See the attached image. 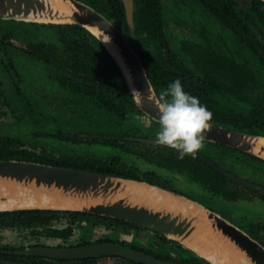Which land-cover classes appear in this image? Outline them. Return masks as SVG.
I'll return each mask as SVG.
<instances>
[{
	"label": "trees",
	"instance_id": "obj_1",
	"mask_svg": "<svg viewBox=\"0 0 264 264\" xmlns=\"http://www.w3.org/2000/svg\"><path fill=\"white\" fill-rule=\"evenodd\" d=\"M90 3L99 11L104 13L111 19L117 27H119L127 38L131 41V33L125 13V7L122 0H83ZM194 5L203 8L220 16L227 22L231 29L237 33H243L245 27H249L251 34H254L252 29L253 24L262 22L258 17L255 20V14L259 10L258 1L250 0L251 4L246 8H242L237 0H190ZM263 1V0H262ZM261 1V2H262ZM134 17H135V33L139 41V46L136 49L144 62L148 76L156 90L157 95L162 89L174 82L177 78L181 80L184 90L190 95L199 98L200 102L207 106L213 113L212 122L231 126L234 128L243 129L246 131L264 134V100L261 99L260 91L257 88L262 86L259 79L250 72L246 79L238 77L236 80L228 83L216 82L215 78L208 76V73H203L201 70L189 67L181 60L175 51L166 50L162 43V39L156 41L157 32L161 28V0H134ZM240 12H245L246 15H240ZM16 21L17 19H10ZM2 18L0 17V22ZM26 24V21H17ZM37 24L32 22V24ZM57 28L59 40L63 44L65 52L72 53V64L67 65L66 69L60 67L59 59L51 56L54 64L58 67H52L51 75L61 87L65 88L70 94L78 97H83L89 103L105 109L106 113L103 116L108 118L110 122H114L118 130L113 134H119V137L112 136L111 138H85L80 136L79 132L70 134H61L62 139H70L75 142L86 140L87 142L109 143L116 148L120 154L111 155L106 159H95L77 156H55L51 153L39 155L34 151L26 148H18V145H25L21 140L4 137L0 138V158H16L24 160H36L44 163L59 164L62 166L96 170L104 173L121 175L137 179H145L151 183L159 184L165 188L183 193L174 189L172 185L166 182V170L174 172L186 173L192 180L199 181L203 178L209 182V189H214L218 193L216 187H226L228 181L225 177L219 175L198 158H193L190 155H185L180 158L179 153L169 147L159 146L153 148L145 143L126 140L123 137L133 133L132 125H124L122 120L126 113L132 110L140 111L138 106L131 98V94L123 80V77L116 65L114 59L110 56L107 50L100 44L98 39L93 36L85 27L77 23H52L49 24ZM161 31V30H160ZM252 40L255 41V35ZM150 40L159 43L160 47L153 49L148 48ZM158 40V39H157ZM258 45H261L258 43ZM158 46V45H156ZM30 53L38 56V42L32 44ZM42 48L44 45L41 46ZM254 47V46H253ZM258 54V59L264 58L258 53L256 48L253 49ZM169 52V56L167 54ZM208 48H203L204 55L212 54ZM232 69L235 76L243 73L238 66L234 64ZM248 78V80H247ZM239 93L242 98L249 103L246 105H237L234 101L223 100L221 93L226 91ZM200 93V94H199ZM102 117V116H101ZM100 117L94 118L99 120ZM93 121V120H92ZM157 124L156 120H153ZM158 125V124H157ZM134 128H137L134 126ZM106 136L108 131L102 133ZM210 146L216 147L222 153L228 154L236 151L245 155L252 156L254 159H262L251 153L230 147L228 145L204 140ZM43 150H47V145ZM135 155L143 160L152 163L155 167L142 170L136 164H127L122 157ZM187 156V157H186ZM263 161V160H262ZM166 169V170H164ZM91 214L84 211L76 210H54V209H18L0 211V232L9 228L28 230L33 233H39L41 230H47L49 235L66 236L68 230L57 229L50 226L51 221L60 216H68L76 218L77 216H85ZM100 216V215H98ZM115 223H123L129 226L140 227L139 225L116 217L101 216ZM164 240H168L166 236L160 235ZM1 239V238H0ZM180 245V244H179ZM139 248L138 246H133ZM22 248L21 246H8L2 244L0 240V258L9 260H20L29 258L15 253V249ZM10 249L13 251H4ZM152 253V252H151ZM195 254V253H193ZM37 258V257H36ZM169 258V257H166ZM35 260L34 264H43L41 258ZM171 259V258H169ZM203 259V261L201 260ZM94 258H85L79 264H92ZM176 260V259H174ZM129 264H145L125 258ZM178 261V260H176ZM182 264H210L202 257L190 255L189 258L182 259Z\"/></svg>",
	"mask_w": 264,
	"mask_h": 264
},
{
	"label": "flooded vegetation",
	"instance_id": "obj_2",
	"mask_svg": "<svg viewBox=\"0 0 264 264\" xmlns=\"http://www.w3.org/2000/svg\"><path fill=\"white\" fill-rule=\"evenodd\" d=\"M261 1L257 2L260 11L254 14L256 16L255 20L258 17L259 19L262 20V22H258L256 20V24L255 23L253 24L252 29L254 30L255 33L251 34V30L247 26L244 28L243 33L236 34L233 31V29L230 28L229 24L224 21L223 18L206 9L203 10V8L197 7L190 0H171L170 3H168L166 0H161L162 24L160 28L161 31L158 30L157 32L158 40L156 39V41L162 39V43L165 46L166 50L175 51L178 54L179 58L183 60L189 67L193 69H197L199 71L201 70L203 73L207 72L208 76L214 77L216 82H223L229 84L230 82L236 80V78L238 77H241L243 78V80H245L246 76L250 72H252L259 79L262 86H264V64L262 60L258 59L259 57L258 54H256L253 50L254 48H256L258 53L264 58V1L262 2ZM238 4L242 8H246L251 4V2L245 0L244 4H241L238 1ZM179 8L182 10L179 11ZM185 8H187V10ZM134 10L135 7L133 3L132 23L130 24L127 18V13L125 8L126 19L130 29L132 30L131 41L129 38L127 37L126 38L128 39L133 49L136 51V49L140 44L138 38L136 37L137 33H135L136 21L134 17ZM205 12L207 13V15L205 14ZM173 14L174 16H171ZM182 14L191 15L197 21V23H195L193 20H189L187 22L188 24L192 25L195 30V33L191 37H184L182 35H179L177 30H175L176 24L177 25L184 24V22L182 21L183 20L182 16H179V19L175 18L176 15L178 16ZM208 14H210L211 16H209ZM240 15L245 16L246 13L240 12ZM209 18H211V20ZM17 21H22V20H16V21L2 20L0 22L1 64L4 65V68H6L8 75H11L13 81L12 85L7 86L4 84L2 80H0V116L6 113V111H4V106L11 107L12 109H14L15 107L18 108L19 113L21 112V116L23 115L32 116L35 113L34 111L38 109L39 112L40 107L42 108L44 104L42 97L32 93L33 91L31 93L29 92L26 93L23 96L25 101L22 104L19 103V99H21V92H22L21 90L23 89L21 87L22 85L20 84V80L23 75V72L18 68L19 66L14 59V49L17 51H21L25 55H28V57H30V59L33 61L37 60L35 61L37 63V65H35L36 68H38L40 71L42 70L48 76L49 81H51V83L56 88H58L60 92H66L70 94L65 88L61 87L56 81H54L51 75L52 72L51 68L58 67V65L54 64L55 62L53 61L51 56L57 57L60 60L58 64L60 65V67L64 69H66L67 65H71L73 62L72 53L70 52L67 53L63 49V44L59 40V36L57 34V28L49 25L54 22H36L37 24L34 23L32 24V22L35 21H26V24H24L22 22H17ZM172 21L175 24H172ZM188 24H184V25H188ZM87 30L93 36H95L89 29ZM254 35H255V41L252 40V38H254L253 37ZM37 42H38V56H35L30 53V49H31L30 46L32 44H36ZM223 42L226 44L232 43L233 45H235L237 51L239 52V56L232 55L230 52L222 49V47H224V45L222 44ZM258 43H260L261 45H258ZM42 45H44L43 48L41 47ZM154 46L160 47L159 43L150 40L148 48L153 49ZM203 48H207V49L209 48L210 51H212L211 52L212 54L204 55L202 53ZM167 54L169 56V52H167ZM138 56L140 57L139 54ZM141 61L144 65L142 59ZM243 62H246V64L248 65L243 64ZM234 64L238 66L241 70H243L242 71L243 73H239L238 76H235L232 71V69H234L233 68ZM33 68L35 67L33 66ZM38 69H35L36 74H38ZM257 89L258 91L261 92L259 93L260 94L259 97H261V99L264 100V88L261 87ZM70 95L73 98H76L77 101L81 103V106L84 105L85 107L83 108L90 111L91 112L90 114L98 115L100 118H104L103 116L106 113L105 109H101L99 106L89 103L83 97H78L76 95L74 96L72 94ZM195 95L197 96L198 94L195 93ZM221 95L223 97V100H229V101L235 100V103L237 105L243 104L249 106V103H247L246 100L242 98L239 93L236 94L234 92L227 90L226 92L221 93ZM135 114L146 116L147 118H149L141 110L140 111L132 110L127 112L126 116L122 120V123L125 126L132 125L133 133H130L129 135L124 136L123 138L134 142L145 143L153 148H158L160 145H158L157 143H147L140 140L129 138L134 136V137H145V138L155 139V135L152 136L151 134L146 132L149 131L156 132L158 129V125L154 124L153 121L154 119H152L151 117L149 118L152 120L151 127H145V125H143L144 124L143 122H142L143 124L133 123L132 121L129 122L128 117ZM134 126H136L137 128H134ZM38 132L41 134L43 133L41 131ZM72 133H77V131ZM48 134L51 136H56L60 140L72 141L70 139L66 140L59 137L61 134L70 135V133L58 131L56 133H48ZM79 134L81 133L79 132ZM99 135H103V134H99ZM108 135L116 136L120 138L119 134L116 135L108 134ZM4 137H11L20 140L15 135L10 136L7 134L3 135L0 133V138H4ZM38 138L42 139L40 134H38ZM95 138L96 137L92 139ZM204 144H206L207 147L206 146L204 147L203 149L204 151L200 150L197 153L196 158H198L201 162L205 163L208 167H210L219 175L225 177L228 181L227 186L216 187L218 188V193L217 192L215 193L214 189L210 190L208 188L209 182L203 178H200L199 181H195L190 179L185 172L184 173L177 171L174 172L164 169L167 172L165 183L172 185L174 189L182 191L183 192L182 194H185L193 199H196L202 204L206 205L207 207L220 213L224 217L228 218L230 221L242 227L250 235H252L254 238H256L257 240H259L261 243L264 244V220H262L261 218H257L255 216L248 217L247 214L240 213L238 209L236 208L234 209L230 207V205L232 204L234 205L233 202H237L239 203V205H245V206L254 205V203H257L264 207V190L255 189L244 183H241L238 180H234L232 177L226 175L222 171L216 169L215 167L207 163L202 158V156L212 160L219 167H221L223 170L230 173L231 175H234L247 182L258 185L263 189H264V159H254L252 156L245 155L236 151H232L231 153L225 154L222 153L221 150H218L216 147L210 146L205 142ZM44 145H47V143L45 142ZM129 156L137 157L135 155H129ZM137 158H141V157H137ZM95 159L103 160L106 158H95ZM147 163L152 164L150 162ZM176 178L183 179L185 183H188V185H190V189L179 187L175 182ZM238 213H240V215ZM98 215L99 214L91 213L85 216L79 215L75 219L74 218L72 219L68 216H60L58 218L53 219L51 221L50 226L57 229L68 230V234L66 236L49 235L47 230H41L39 233H33L31 231L25 230L26 233L28 234V235L26 234V236L28 237L27 244H25V242H22L13 245V244L5 243L3 241H1V243L7 244L8 246H17V247L21 246L22 248L14 250L15 253H17L16 252L17 250H24L26 248L35 247V246L72 247V246L84 245L95 242L115 241L129 245L131 247L138 246L139 248H135V249L145 251L147 253H150L154 256L163 259H169V258H171V260L176 259L178 260L177 262L179 263H181L182 259L184 260L186 258H189L190 255H195L193 254L194 252H192L190 249L184 248L179 242L175 240L169 238H167L168 240H164L160 236L162 234L157 232H154L155 233L154 238H156L158 242L161 243L162 245L161 248L163 249L162 252L159 251L160 249L157 250L154 248H148L138 242H128L124 240V236L123 238L116 239L117 236L115 235L116 236L115 237L114 235L112 236L111 234L109 235L104 234L102 237L97 238L95 240L76 241L72 239L75 234V227L78 226V224L81 222L83 224H87V223H91L92 221H94V223L98 221L100 224L104 225V227L103 226L100 227L101 230H106L111 232L112 230H114V228L117 227L123 229L122 232L123 234L137 232L140 229L144 228L141 226L135 227L123 223H115L113 221H110L109 219H106L105 217H101L104 215H100V216ZM236 221L238 223H236ZM4 231H7V229ZM105 232L103 231V233ZM119 235H121V232L119 233ZM4 251L11 252L13 250L5 249ZM17 254L30 256L29 258H22L17 261H25V262H30L32 264H34L35 260H39L38 258H41L43 264H47L59 260L50 257L32 256L29 254H22V253H17ZM98 258H94L95 260L92 262V264H95ZM201 260L203 261V259ZM80 261L81 260H79L77 264H79Z\"/></svg>",
	"mask_w": 264,
	"mask_h": 264
},
{
	"label": "water",
	"instance_id": "obj_3",
	"mask_svg": "<svg viewBox=\"0 0 264 264\" xmlns=\"http://www.w3.org/2000/svg\"><path fill=\"white\" fill-rule=\"evenodd\" d=\"M69 1L72 5L71 18L69 22H54V23H77L89 29V27H97L104 35L110 37V41L118 47L120 56L123 58V63L119 60L110 47L102 41L99 35L90 31L97 37L100 44L107 50L110 56L114 59L118 69L123 77V80L133 99V89L139 90L145 95L151 94L158 96L156 90L148 76L147 70L143 65L140 57L133 49L128 39L117 27V25L109 19L104 13L99 11L93 5L83 0H64ZM125 4L127 18L130 24L133 16V0H122ZM245 2V0H238ZM250 1V0H247ZM264 1V0H263ZM46 9V4L43 0H0V17L12 18L24 21H38L30 17V14H38ZM129 70V73L125 71ZM135 103V101H134ZM138 108L146 115L157 121V109L152 103L145 100L141 105L135 103ZM111 138L110 135H95L90 138ZM147 143H156L155 139L145 137H129ZM264 138V134L254 133L231 126L218 124L211 121V127L206 132L205 140L219 142L230 147L242 150L247 153L256 155L264 159L262 152L256 151L254 147L258 144V140ZM18 148H26L34 151L39 155L53 154L51 151L43 150L39 146L32 145H18ZM264 149V148H263ZM57 156H60L59 154ZM202 158L222 171L226 175L232 177L255 189L264 190L258 185L247 182L241 178L223 170L212 160L202 156ZM14 179L19 181L32 182L36 186H56L69 190L76 194L84 193L89 195L102 196L108 198L105 201H91L83 208L73 207H54V206H13L1 207L0 211L18 210V209H54V210H76L84 211L93 214L116 217L133 222L141 227L153 230L166 236L169 239L179 242L184 248L190 249L197 256L204 258L210 264L216 262L210 257L201 254L197 249L189 245L186 240L195 238L194 231L196 227L193 220L184 216L183 212H176L177 210L158 206L149 200L138 202L127 196L117 197L118 191L121 188L123 181H130L141 183L157 188L160 191L168 192L174 196H179L183 199L198 204L206 212V218L211 222L210 227L218 234L223 235L234 245H236L247 257L251 264H264V244L250 235L242 227L238 226L228 218L224 217L215 210L207 207L196 199H193L185 194L165 188L159 184L151 183L145 179L131 178L121 175L104 173L96 170L74 168L62 166L59 164L44 163L36 160H24L16 158H0V180ZM68 197L71 198V192H68ZM72 199V198H71ZM74 199V198H73ZM206 220V219H205ZM202 245V244H201ZM202 246H205L202 245ZM17 253L29 254L32 256L50 257L59 259L47 264H77L79 260L85 258H98L101 256H121L123 258L142 262L145 264H182L171 259H163L147 253L142 250L135 249L129 245L115 242L103 241L88 243L84 245L72 247H49V246H35L26 248L24 250H17ZM0 264H32L25 261H14L5 258H0Z\"/></svg>",
	"mask_w": 264,
	"mask_h": 264
},
{
	"label": "rangeland",
	"instance_id": "obj_4",
	"mask_svg": "<svg viewBox=\"0 0 264 264\" xmlns=\"http://www.w3.org/2000/svg\"><path fill=\"white\" fill-rule=\"evenodd\" d=\"M170 3L171 0H166ZM241 3V2H240ZM241 4H244L243 2ZM173 6V5H172ZM187 10V8H185ZM182 9L179 8V11ZM178 11V12H179ZM207 15V13L205 12ZM211 16L210 14H208ZM171 16H174L171 15ZM179 16L183 17L184 24H188L189 20H193L197 23L196 19L191 15H176L175 18L179 19ZM172 19V18H171ZM211 20V18H209ZM2 20H8V18H2ZM174 20V19H173ZM175 21V20H174ZM176 22V21H175ZM172 24H175L172 21ZM175 25V30H177L179 35L184 37H191L195 30L192 25ZM45 34V33H44ZM224 47L222 49L230 52L232 55L239 56V52L237 51L235 45L232 43L226 44L222 43ZM14 59L18 64V68L23 72V75L20 80L21 87L23 88L21 91V99H19V103L22 104L25 99L24 95L26 93H34L35 95H39L42 97L44 104L42 108L38 112V109L34 111L35 113L32 116L23 115L21 116V112L19 113L18 108L12 109L11 107L4 106V113L0 116V133L7 134L10 136H16L25 144L32 146H39L44 149L45 142L47 143V150L51 151L53 155L68 157V156H77L84 157L85 159L89 158H107L113 155H119L120 152L112 147L110 144L104 142H73V141H65L60 140L56 136H51L48 133H56L58 131H63L65 133L73 134L72 132H80L81 136L90 138L94 133L102 134L106 131L113 134L118 128L114 124V122H110L108 118H100L99 120H95L94 118L98 117V115L90 114L91 112L87 109L83 108L84 105L81 106V103L77 101L76 98H73L70 94L66 92H60L58 88H56L51 81H49L48 76L35 65L37 60H31L28 55H25L21 51H17L14 49ZM244 61V60H243ZM246 64V62H243ZM16 65V64H15ZM33 65L35 68H33ZM0 80L4 82L5 85L10 86L13 84L11 75H8L6 68L1 64L0 59ZM35 69H38V74H36ZM18 103V104H19ZM38 108V107H37ZM90 114V115H88ZM29 116V117H28ZM148 116V115H147ZM149 117V116H148ZM150 118V117H149ZM146 116L142 115H131L128 117V121H132L133 123H142V120L149 119ZM93 120V121H92ZM89 121V123H88ZM144 125V124H143ZM38 131L43 132L42 134ZM155 135L156 132H146ZM38 134H40L41 138H38ZM95 134V135H97ZM203 148L201 149L204 151ZM207 147V146H206ZM65 151V152H64ZM127 164H136L142 170L146 171L147 169L154 168L153 164H149L145 162L141 158H137L134 156L122 157ZM176 184L179 187H184L190 189V185L185 183L183 179L176 178ZM234 205H230L232 208H236L240 211V213H245L247 216H255L257 218H261L264 220V207L254 203V205H239L237 202H233ZM240 213H238L240 215ZM244 214V215H245ZM102 223V222H101ZM236 223H238L236 221ZM104 227L103 224H100L98 221L94 223L83 224L82 222L75 227V234L73 236V240L83 241V240H95L97 238L102 237L104 234H111L112 236L116 235V239L123 238L128 242H138L143 244V246L148 248H154L163 251L161 248V243L158 242L156 238H154L153 230L142 228L137 232L126 233L123 234L122 228H114V230L106 231L101 230L100 227ZM98 230V231H97ZM103 231L105 233H103ZM99 232V234H98ZM116 232V233H114ZM121 232V235L119 233ZM26 231L23 229H15L9 228L7 231H3L0 233L1 241L9 244H19L25 242L28 243L26 236ZM28 235V234H27ZM55 240V239H53ZM95 264H129L125 261V258L121 256H103L99 257Z\"/></svg>",
	"mask_w": 264,
	"mask_h": 264
},
{
	"label": "bare ground",
	"instance_id": "obj_5",
	"mask_svg": "<svg viewBox=\"0 0 264 264\" xmlns=\"http://www.w3.org/2000/svg\"><path fill=\"white\" fill-rule=\"evenodd\" d=\"M43 1L46 4V9L38 14L31 13V18L44 22H69L72 20V5L69 1ZM89 29L99 35L102 41L110 47L112 52L118 56L121 63H123V58L120 56L118 47L110 40L105 41L107 36L97 27H89ZM125 71L129 73L127 68H125ZM263 148L264 138H260L254 149L260 153L262 152L264 155ZM68 192H71L72 199L68 197ZM121 196L130 197L138 202L149 200L155 205L175 209L177 210L176 212H183L184 216H187L191 220L194 219L193 222L196 227V231H194L195 238L187 239L186 242L197 249L201 254L213 259L216 264H251L245 254L236 245L223 235L216 233L210 227L211 222L206 218V212L200 205L194 204L179 196H174L168 192L160 191L155 187L130 181H123L117 197ZM106 199L108 198L102 196H94V198L89 195L85 196L84 193L74 196L72 191H66L63 188H58L53 185L36 186L32 182L27 181L14 179L0 180V208L4 206L13 207L28 205L83 208L91 201L102 202ZM201 244H205V246Z\"/></svg>",
	"mask_w": 264,
	"mask_h": 264
},
{
	"label": "clouds",
	"instance_id": "obj_6",
	"mask_svg": "<svg viewBox=\"0 0 264 264\" xmlns=\"http://www.w3.org/2000/svg\"><path fill=\"white\" fill-rule=\"evenodd\" d=\"M110 40L107 36L105 41ZM133 99L138 105L145 100L157 109L158 129L155 142L160 146H167L176 150L180 158L190 155L193 158L203 148L206 132L211 127L213 113L202 104L198 97L187 93L177 78L166 89H162L158 96L145 95L133 89ZM145 127H151L152 120L142 121Z\"/></svg>",
	"mask_w": 264,
	"mask_h": 264
}]
</instances>
